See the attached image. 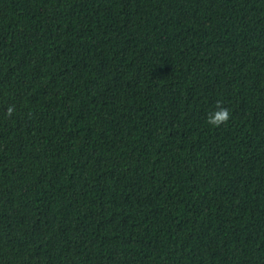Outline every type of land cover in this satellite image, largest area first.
<instances>
[{
  "label": "trees",
  "instance_id": "obj_1",
  "mask_svg": "<svg viewBox=\"0 0 264 264\" xmlns=\"http://www.w3.org/2000/svg\"><path fill=\"white\" fill-rule=\"evenodd\" d=\"M0 264H264V0H0Z\"/></svg>",
  "mask_w": 264,
  "mask_h": 264
},
{
  "label": "clouds",
  "instance_id": "obj_2",
  "mask_svg": "<svg viewBox=\"0 0 264 264\" xmlns=\"http://www.w3.org/2000/svg\"><path fill=\"white\" fill-rule=\"evenodd\" d=\"M12 109L9 108L8 112H11ZM229 113L225 108H220L218 111H215L210 117L208 122L212 125H219L221 122L228 119Z\"/></svg>",
  "mask_w": 264,
  "mask_h": 264
}]
</instances>
